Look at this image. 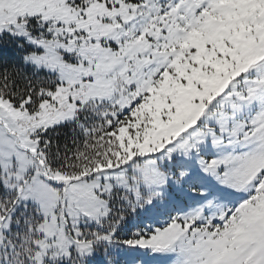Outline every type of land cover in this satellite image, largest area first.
Listing matches in <instances>:
<instances>
[{"label":"snow or ice","instance_id":"snow-or-ice-1","mask_svg":"<svg viewBox=\"0 0 264 264\" xmlns=\"http://www.w3.org/2000/svg\"><path fill=\"white\" fill-rule=\"evenodd\" d=\"M0 264H264V0H0Z\"/></svg>","mask_w":264,"mask_h":264}]
</instances>
